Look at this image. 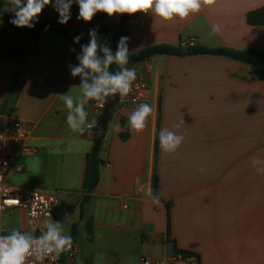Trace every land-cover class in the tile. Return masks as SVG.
Returning <instances> with one entry per match:
<instances>
[{
	"label": "crops",
	"instance_id": "1",
	"mask_svg": "<svg viewBox=\"0 0 264 264\" xmlns=\"http://www.w3.org/2000/svg\"><path fill=\"white\" fill-rule=\"evenodd\" d=\"M56 4L51 0L38 22L59 23ZM262 7L264 0H213L198 13L172 21L137 13L129 55L163 44L264 52V26L247 23L248 14ZM0 11L13 14L4 0ZM70 14L63 24L70 35L89 43L95 32L98 47L111 45L106 31L121 16L97 13L85 22L78 19L79 10L71 7ZM213 24L222 25L221 32L212 33ZM2 28L0 22V35ZM6 45L4 38L0 54ZM82 55L69 39L42 30L26 61L0 59V124L9 118L22 121L36 150L17 160L10 182L58 196L56 215L43 225L59 224L70 235L76 226L74 264L157 262L173 251L196 254L201 264H264V174L256 170L264 169V81L253 67L211 56H157L132 66L149 85L146 103L154 114L142 132L129 129L123 141L121 120L128 121L136 106L128 96L121 99L105 133L100 181L87 195L86 158L94 146L87 124L102 112L96 101L86 103L85 131L73 132L61 97L77 99L84 80L91 84L99 76L91 70L86 77L72 76ZM162 128L184 136L175 153L161 151ZM156 178L158 205L150 198ZM17 213L23 221L18 230L34 231L25 214Z\"/></svg>",
	"mask_w": 264,
	"mask_h": 264
},
{
	"label": "clouds",
	"instance_id": "2",
	"mask_svg": "<svg viewBox=\"0 0 264 264\" xmlns=\"http://www.w3.org/2000/svg\"><path fill=\"white\" fill-rule=\"evenodd\" d=\"M7 5L12 7L13 16L10 23L17 28H33L34 22H38V17L46 5L51 0H4ZM213 0H57L55 5L59 13V23L66 24L71 18L70 8L73 4L78 5V19L90 22L97 13H106L109 17L122 16L123 14L133 15L136 13L151 14L158 16L164 21L184 19L192 14L198 13ZM222 25L213 24L212 33H219ZM91 40L84 46L83 55L79 57V65L71 68L72 76L81 75L86 77V70L92 73H99L98 77H93L90 84L85 79L82 83V96L73 99L71 95H61L63 103L68 109L66 123L73 132L83 134V125L88 119V112L85 110V103L89 100L99 102L101 105L107 97L119 94L124 98L133 90V82L137 80L135 68L123 67L129 63V37H121L118 43V51L113 56L107 48H104L106 59H98L96 34L92 32ZM77 41L79 37L76 38ZM115 62L122 66L119 72L109 74L108 65ZM154 114V108L148 103L138 104L128 116V126L130 130L137 133L142 132L150 117ZM95 120L87 124L88 129L95 126ZM179 128L180 124L174 125ZM184 136L176 132L162 128L159 132V144L161 151L165 153H175L182 145ZM256 160V159H254ZM253 160V161H254ZM257 172L264 174V169H256ZM9 189L6 185H0V197L7 195ZM154 204L160 203L159 194H150ZM43 208L37 209L33 205L31 216L36 217ZM73 240L70 234H65L59 224H48L47 231L38 238L31 234L12 230L10 234L0 235V264H28V261L35 259L42 264L45 258L55 261L62 252L72 249Z\"/></svg>",
	"mask_w": 264,
	"mask_h": 264
},
{
	"label": "trees",
	"instance_id": "3",
	"mask_svg": "<svg viewBox=\"0 0 264 264\" xmlns=\"http://www.w3.org/2000/svg\"><path fill=\"white\" fill-rule=\"evenodd\" d=\"M73 10L78 12V5H72ZM13 14L0 11V22L3 24V28L0 35V42L2 39H7V45L0 54V59L4 62L20 64L26 61L28 51L31 48H36L39 44L40 33L42 30H48L62 37L69 39L73 44L77 45L83 54V47L88 45L86 41L77 37L70 35L69 29L65 28L63 24L60 23H48V22H34L35 26L33 28H17L12 25L9 21ZM136 14L128 15L123 14L120 17L119 24L113 28V30H107L106 33L111 37L112 42L107 49L109 52L115 56L118 51V43L121 37L130 34V26L135 25ZM247 23L249 26L259 27L264 26V7L252 11L247 16ZM104 48L97 47L96 55L100 57L103 61L106 59ZM157 56L164 57H197V56H211V57H223L231 59L236 62L243 63L253 67L254 72L258 79L264 81V52H259L253 49L248 50H232L228 48L219 49H208L200 46H193L186 49L179 47H173L171 45H156L152 47L145 48L138 52L137 54L129 55V63L123 67H132L142 62H145L151 58ZM109 74H115L121 70L120 65L115 62L108 65ZM118 107V106H117ZM116 107V108H117ZM115 112V111H114ZM121 124L125 132L121 134V139L126 141L129 138L128 121L121 120ZM105 134H94L93 142L94 146L92 151L87 155L86 158V172L85 180L83 185V191L90 195L97 187L100 181V167L103 165L100 159V154L104 145ZM157 184L158 179H155L154 194H157ZM89 201V196H86L83 200L82 206H84ZM77 235V228L74 226L72 228L71 237L74 239ZM88 239L93 240V230L92 224H88ZM63 260H65L66 252H62Z\"/></svg>",
	"mask_w": 264,
	"mask_h": 264
},
{
	"label": "built area",
	"instance_id": "4",
	"mask_svg": "<svg viewBox=\"0 0 264 264\" xmlns=\"http://www.w3.org/2000/svg\"><path fill=\"white\" fill-rule=\"evenodd\" d=\"M25 75L23 74V77ZM148 89V83L137 77V80L133 82V90L128 95L129 102L135 106L146 103ZM90 101L92 100L86 103ZM96 105L101 112L106 107L105 102L102 105L96 102ZM29 137L30 130L22 121L9 118L0 124V185H6L9 189L6 196L0 197V235H7L11 232L4 230L3 219L14 213L22 212L34 227V231L30 233L21 230L18 231L31 234L34 238H38L47 231L43 222L52 220L59 207V198L57 195L39 189L17 188L10 182V176L17 160L36 152L28 144ZM33 205H36L38 210L43 208V212L38 211L36 217H32L30 214ZM75 255L76 251L72 248L67 252L65 260H63L61 253L54 262L50 258H45L42 264H69L70 259L71 263L74 264ZM28 264H40V262L33 257L28 261ZM141 264H201V262L199 256L196 254L173 251L161 261L155 262L142 259Z\"/></svg>",
	"mask_w": 264,
	"mask_h": 264
},
{
	"label": "water",
	"instance_id": "5",
	"mask_svg": "<svg viewBox=\"0 0 264 264\" xmlns=\"http://www.w3.org/2000/svg\"><path fill=\"white\" fill-rule=\"evenodd\" d=\"M133 26L134 25H131L130 29H132ZM120 101L121 98L118 93L108 98L106 107L102 111L101 115L99 116L93 128L94 134H105L108 131L109 122L116 107L119 105Z\"/></svg>",
	"mask_w": 264,
	"mask_h": 264
},
{
	"label": "rangeland",
	"instance_id": "6",
	"mask_svg": "<svg viewBox=\"0 0 264 264\" xmlns=\"http://www.w3.org/2000/svg\"><path fill=\"white\" fill-rule=\"evenodd\" d=\"M14 186L17 187V188H25V187H19V186L15 185V184H14ZM27 188H29V187H27ZM22 223H23V221H22L21 216H20L19 213H14L12 215L6 216L3 219V227H4L5 231L18 230V229L21 228ZM67 252H66V256H67ZM69 264H72L71 263V259L69 261Z\"/></svg>",
	"mask_w": 264,
	"mask_h": 264
}]
</instances>
